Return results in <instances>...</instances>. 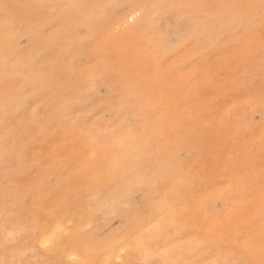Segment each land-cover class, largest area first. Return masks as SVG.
Returning <instances> with one entry per match:
<instances>
[{
    "label": "rangeland",
    "instance_id": "obj_1",
    "mask_svg": "<svg viewBox=\"0 0 264 264\" xmlns=\"http://www.w3.org/2000/svg\"><path fill=\"white\" fill-rule=\"evenodd\" d=\"M164 1L0 0V264H122L133 224L141 264H264V0Z\"/></svg>",
    "mask_w": 264,
    "mask_h": 264
},
{
    "label": "bare ground",
    "instance_id": "obj_2",
    "mask_svg": "<svg viewBox=\"0 0 264 264\" xmlns=\"http://www.w3.org/2000/svg\"><path fill=\"white\" fill-rule=\"evenodd\" d=\"M102 1V0H101ZM160 1H164V0H147V12H148V3H150V4H152V5H158L159 3H160ZM105 2V1H104ZM165 2V1H164ZM119 3V2H118ZM184 3V2H183ZM100 4H101V2H100ZM99 5V4H98ZM114 5V4H113ZM184 5V4H183ZM193 5V4H192ZM191 5V6H192ZM106 6V5H105ZM109 7H110V5H108ZM28 8V7H27ZM135 9H139L140 11L141 10H145V5H144V0H136V2H132V4L131 5H129V16H132L133 14H132V12H134V10ZM93 10V9H92ZM34 11H35V9H34ZM146 11V10H145ZM197 11V12H196ZM106 12V11H105ZM199 11L197 10V7H193V12H192V10H188L187 8H183V11L181 10V13H180V18H181V20H183L184 21V23H186V27L188 28V32L186 33V38L187 37H191V34H193V36L195 35V36H197L198 35V32L199 33H202V31H204V29L207 27V26H209V25H211L212 24V22H211V20H210V18H200L199 17ZM80 14V13H79ZM197 14V15H196ZM119 15V14H118ZM140 16H142V15H140ZM179 16V15H178ZM187 16H189V19H188V17ZM51 17V16H50ZM134 17V16H133ZM170 18V17H169ZM53 19V18H52ZM76 19V18H75ZM99 20H100V18H99ZM113 20V19H112ZM50 21V20H49ZM95 21V20H94ZM180 21V20H179ZM113 22V21H112ZM159 22V21H158ZM106 24V23H105ZM104 26V25H103ZM154 28H155V26H154ZM191 28H193L191 31H190V29ZM156 29V28H155ZM21 31V30H20ZM156 31V30H155ZM20 34V33H19ZM23 34V33H22ZM162 34H159L158 36L156 35V37L154 38V40L153 41H155V42H153V46L155 45V43H156V47L158 46V44H157V42H162ZM152 39H153V34H152ZM68 41V40H67ZM165 48H167V49H172V48H174V44H172V43H165ZM156 51H158L157 49H156ZM58 54V53H57ZM77 56V55H76ZM52 57V56H51ZM76 65V64H75ZM109 73V72H108ZM32 79V78H31ZM255 80H257V79H255ZM30 82V81H29ZM117 83V82H116ZM98 85V84H97ZM18 92V91H17ZM26 97V96H25ZM118 99V98H117ZM117 101V100H116ZM206 103V102H205ZM98 105V104H97ZM99 106V105H98ZM261 106V105H260ZM249 110H250V108H249ZM1 111V110H0ZM136 112V111H135ZM150 113V112H149ZM133 115V114H132ZM142 120V119H141ZM117 121V120H116ZM143 122V121H142ZM115 123V122H114ZM113 123V124H114ZM128 123V122H127ZM15 124V123H14ZM113 126V125H112ZM111 126V127H112ZM114 126H116V124L114 125ZM210 136V135H209ZM214 142V141H213ZM135 143L136 142H132L131 143V145L130 146H134L135 145ZM145 143V142H144ZM143 143V145H145V146H147L146 144H144ZM147 144H148V142H147ZM182 144V143H181ZM26 146V145H25ZM157 146V145H156ZM221 147H222V145H221ZM142 148H144V147H142ZM129 149V148H128ZM130 149H132V148H130ZM138 149V148H137ZM211 149V148H210ZM132 150H135V148L134 149H132ZM126 152V151H125ZM173 152H175V151H173ZM200 152V151H199ZM148 153V152H147ZM165 153V152H164ZM164 153H159V157H160V159L163 157V156H166ZM127 154V153H126ZM219 154V153H218ZM148 159V158H147ZM212 159V158H211ZM146 160V159H145ZM154 161H155V156H154ZM211 161V160H210ZM161 163H163L164 164V160L162 159L161 161H160ZM166 162V161H165ZM148 163V162H147ZM146 163V164H147ZM150 163V162H149ZM167 163H168V159H167V162H166V165H167ZM163 164H162V166H163ZM169 164V163H168ZM200 164V163H199ZM224 166V165H223ZM166 168H167V171H168V168H169V165L168 166H166ZM165 168V169H166ZM161 169V168H160ZM159 169V170H160ZM219 169V168H218ZM145 170V169H144ZM157 170V169H156ZM158 170V171H159ZM153 171V170H152ZM162 171V170H161ZM172 171V170H171ZM219 171V170H218ZM147 172V171H146ZM154 172V171H153ZM164 172V171H163ZM179 172V171H178ZM177 172V173H178ZM156 173V172H155ZM162 174V173H161ZM170 174H172V173H169V175ZM130 175H132V174H130ZM180 175V174H179ZM219 175V174H218ZM12 176V175H11ZM128 176V175H127ZM145 176V175H144ZM174 175H172V177H173ZM182 176V175H181ZM201 176V175H200ZM126 177V176H125ZM159 177V176H158ZM170 177V176H169ZM161 178H164V177H162V176H160V179ZM166 178V177H165ZM181 178V177H180ZM178 179V178H177ZM176 179V180H177ZM124 180V179H123ZM122 180V181H123ZM130 180L131 179H129V181L128 182H130ZM171 180H172V178H171ZM180 180H182V179H180ZM180 180H178V181H180ZM90 181V180H89ZM154 181H156V180H154ZM153 181V182H154ZM158 181V180H157ZM157 181H156V183H157ZM150 182V181H149ZM161 182V181H160ZM160 182L158 183V184H160ZM168 182V181H167ZM4 183V182H3ZM10 183V182H9ZM123 183V182H122ZM126 183H127V181H126ZM144 183V182H143ZM146 183V182H145ZM151 183V182H150ZM156 183H155V185H156ZM172 184H173V182H171ZM178 183V182H177ZM5 185V184H4ZM163 184H161V187L159 188V190H161V191H163V192H165L166 191V179H164V185L165 186H162ZM177 185V184H176ZM176 185H175V187H176ZM101 184H99V183H97L96 185H94V186H91V187H88V193H87V199L89 198V196H90V194H91V199H95L96 198V196H97V192H99V191H101ZM145 186V185H144ZM153 186V185H152ZM6 187V186H5ZM121 187H122V185H121ZM147 187H149V186H147ZM173 187H174V185H173ZM182 187V186H181ZM209 187V186H208ZM123 188V187H122ZM165 188V189H164ZM171 188V187H170ZM145 189H146V187H145ZM180 189V188H179ZM179 189H176V190H179ZM113 190V189H112ZM125 190H126V188H125ZM169 190V189H168ZM174 191V190H173ZM180 191V190H179ZM1 192V191H0ZM125 192H127V191H125ZM169 193V192H168ZM175 193V192H174ZM1 194V193H0ZM115 194H120V192H115ZM154 195H156V194H154ZM161 195H163V193L161 194ZM129 197V196H128ZM154 197V196H153ZM158 197V196H157ZM159 198V197H158ZM160 198H162L161 196H160ZM159 198V199H160ZM156 199V198H155ZM161 200V199H160ZM159 200V201H160ZM162 200H163V198H162ZM165 200V199H164ZM167 200H171L172 202H173V200L172 199H168L167 198ZM153 201V200H152ZM157 201V200H156ZM170 201V202H171ZM168 202H166L165 204H167ZM154 205V204H153ZM168 205V204H167ZM159 206H161V205H159ZM164 206V205H163ZM3 207V206H2ZM13 207V206H12ZM120 207V206H119ZM158 207V206H157ZM169 207V206H168ZM115 208V207H114ZM151 208V207H150ZM160 208V207H159ZM165 208V207H164ZM174 208V207H173ZM124 209V208H123ZM170 209V208H169ZM175 209V208H174ZM151 210V209H150ZM120 211H123V210H120ZM166 211V210H165ZM164 211V212H165ZM170 211V210H169ZM175 210H173V212H174ZM118 212V211H117ZM162 212V211H161ZM172 212V207H171V211L170 212H168L169 214L168 215H171V227H170V235L168 236L169 237V240H168V242L167 243H169L168 244V246H169V248H170V250H169V252H170V259L172 260V258L173 259H177L178 258V255L180 254L179 253V251L178 250H176V248L177 247H179V245H178V239H176V238H174V230L175 229H173V228H175V226H176V224L178 223V220H176V217H175V215H177V214H175V213H173ZM122 213L120 212V215H121ZM162 215H163V213H161ZM124 215V214H123ZM161 215V216H162ZM134 216V215H133ZM123 217V216H122ZM150 217V216H149ZM154 218H156V217H154ZM153 218V219H154ZM162 218H163V216H162ZM169 218V217H168ZM125 219V218H124ZM127 219V218H126ZM160 219V218H159ZM152 220V219H151ZM150 220V221H151ZM161 220V219H160ZM164 220V219H163ZM165 220H167V219H165ZM164 220V221H165ZM132 221H133V223H138L137 222V219H136V222L134 221V219H132ZM149 221V220H148ZM149 221V222H150ZM153 221V220H152ZM155 221V220H154ZM159 220H157L156 222H158ZM163 221V222H164ZM58 223H59V221H58ZM121 223V222H120ZM154 223V222H153ZM167 223V222H166ZM83 224V223H82ZM146 225V224H145ZM154 225V224H153ZM161 225V224H160ZM54 226H55V228H54ZM53 227H52V229L51 230H53V232L54 233H58L59 231H61V228H60V226H61V224L59 223V224H57L56 223V225H54ZM148 226H150V225H148ZM142 227V226H141ZM147 227V226H146ZM180 227V226H179ZM178 227V228H179ZM130 228L131 229H124V231H122V229L121 228H119L118 229V232H119V237H122V233H123V235L125 234H128V236L131 238L132 237V241L134 242V244H132V245H134L132 248H134L135 249V251L134 250H132V254H129L128 256H125V262L124 263H122V264H141V260H142V258H143V256H142V258H141V253H143V252H141V248H140V246L138 245V242H137V240L138 239H141L142 237H143V235L141 234L140 235V232L142 231L143 232V230H141V229H143V228H140V225H138V226H135L134 224L132 225V226H130ZM157 228V227H156ZM177 228V227H176ZM147 229H150V228H147ZM146 229V230H147ZM152 229H155V228H152ZM182 229V228H181ZM169 230V229H168ZM193 230V229H192ZM191 230V231H192ZM111 231H112V229H111ZM184 231V230H183ZM182 231V232H183ZM141 232V233H142ZM144 232H146L145 230H144ZM152 232V231H151ZM158 232V231H157ZM85 233V232H84ZM153 233V232H152ZM161 233V232H160ZM159 233V234H160ZM116 233H115V229L113 230V235L111 236V237H113L114 235H115ZM139 234V235H138ZM155 234V233H154ZM169 234V233H168ZM167 234V235H168ZM176 234V233H175ZM186 234V233H185ZM79 235V234H78ZM148 235V234H147ZM192 234H190V236H191ZM152 236V235H151ZM154 236V235H153ZM152 236V237H153ZM157 236V235H156ZM155 236V237H156ZM161 236V235H160ZM110 237V238H111ZM109 238V239H110ZM144 238V237H143ZM148 238V237H147ZM149 239V238H148ZM155 239H157V238H155ZM163 239V238H162ZM72 240H73V238H72ZM114 240V239H113ZM151 240V239H150ZM149 240V241H150ZM75 241V240H74ZM160 241V240H159ZM85 242H88V240H85ZM147 242V241H146ZM73 243V242H72ZM143 243V242H142ZM166 243V244H167ZM115 244H116V242H107L106 240H105V242H102L101 243V249L104 251H107L108 249L110 250V252H109V254H110V258L114 261V259L117 257V254H116V250H117V248H116V246H115ZM74 245V247H71V248H74L73 249V251L74 252H70L69 251V256H70V258L71 259H73V260H75L76 262L77 261H79L80 260V258H81V256L79 255V251L78 250H76L75 248L79 245L78 243H75V244H73ZM141 245V244H140ZM147 245V244H146ZM178 245V246H177ZM181 245V244H180ZM5 246V245H4ZM82 246V245H81ZM143 246V245H142ZM154 246V245H153ZM160 246H161V244H160ZM166 246V245H165ZM167 247V246H166ZM183 247V246H182ZM98 248V247H97ZM148 248V247H147ZM156 248V247H155ZM161 248V247H160ZM96 249V248H95ZM94 249V250H95ZM100 249V248H99ZM159 249V248H158ZM165 249V248H164ZM16 250V249H15ZM91 250V249H90ZM93 250V249H92ZM153 250V249H152ZM155 250H157V249H155ZM189 250V251H188ZM81 251H85V252H88L89 250H88V244H86V243H84V246H82L81 247ZM95 251H97V250H95ZM130 251H131V249H130ZM143 251V250H142ZM28 252V251H27ZM150 252H151V250H150ZM181 252V251H180ZM189 252V253H188ZM148 253V252H147ZM152 253V252H151ZM182 253V252H181ZM53 254V253H52ZM55 254V253H54ZM145 254V253H144ZM157 254V253H156ZM159 254V253H158ZM187 254H188V257H187V259H186V261H185V264H222L221 263V258L216 254V252H215V250H210V249H207V247H204V248H201L200 250L198 249L197 251H193V247H188V249H187ZM133 255H135V256H133ZM57 256V255H56ZM18 257V256H17ZM138 257V258H137ZM152 257V256H151ZM155 256H153V258H154ZM28 258V257H27ZM54 258V257H53ZM156 258V257H155ZM155 258L153 259L154 261H155ZM167 258V257H166ZM169 258V257H168ZM157 259V258H156ZM85 259H83V260H81V263H83L82 261H84ZM143 260H144V258H143ZM148 260V259H147ZM150 260V259H149ZM159 260V259H158ZM16 262V261H15ZM57 262V261H56ZM156 263V262H155ZM161 263H163V262H161ZM166 263H168V264H172V263H170V262H168V260L166 261ZM157 264V263H156ZM173 264H179V262L178 261H175V262H173Z\"/></svg>",
    "mask_w": 264,
    "mask_h": 264
}]
</instances>
